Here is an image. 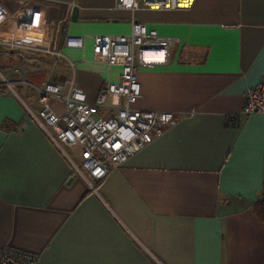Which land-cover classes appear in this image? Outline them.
<instances>
[{"label": "crops", "instance_id": "crops-1", "mask_svg": "<svg viewBox=\"0 0 264 264\" xmlns=\"http://www.w3.org/2000/svg\"><path fill=\"white\" fill-rule=\"evenodd\" d=\"M0 4L8 16L0 72L9 83L0 84V249L34 264H264V222L254 214L264 117L241 113L245 90L264 81V0L156 10L116 0ZM132 22L176 40L137 67L132 108L177 120L92 190L72 172L77 152L37 125V89L54 83L62 96L72 81L95 103L105 84L119 82L120 66L98 60L93 36L127 35ZM67 36L82 47L63 46ZM102 98L97 115L108 118L121 98ZM47 100L60 114L62 100Z\"/></svg>", "mask_w": 264, "mask_h": 264}, {"label": "built area", "instance_id": "built-area-1", "mask_svg": "<svg viewBox=\"0 0 264 264\" xmlns=\"http://www.w3.org/2000/svg\"><path fill=\"white\" fill-rule=\"evenodd\" d=\"M116 6L122 9L155 8L168 9L179 7L176 0H116ZM0 4V25L8 16ZM175 39L161 38L156 31L148 29L142 23L132 22L127 35L93 36V48L100 61L108 66L119 64L120 74L117 84L107 83L96 97V102L88 104L80 89L70 81L65 94L61 96V87L54 83H44L39 89L38 99L43 109L33 115L34 119L47 134L50 130L51 140L58 146L77 152V163L71 161L75 174L82 177L89 188L106 177L110 170L124 164L129 156L142 149L154 138L159 137L164 129L176 122L170 112L138 110L132 104L139 98L140 88L136 70L139 65H147L145 54L162 52L167 54ZM11 47H21L17 41L7 43ZM83 40L77 36H67L63 46L68 48L82 47ZM55 56H60L55 52ZM2 84L9 83L2 78ZM105 94H115L121 98V105L108 118L98 114L99 104ZM49 98L62 100L63 110L60 114L49 110ZM241 113L244 116L253 113L264 117V81L245 90ZM233 118V117H232ZM95 184V185H94ZM35 257L29 254L0 249V264H34Z\"/></svg>", "mask_w": 264, "mask_h": 264}, {"label": "trees", "instance_id": "trees-1", "mask_svg": "<svg viewBox=\"0 0 264 264\" xmlns=\"http://www.w3.org/2000/svg\"><path fill=\"white\" fill-rule=\"evenodd\" d=\"M263 189V197L256 202L254 205V214H256L257 218L264 222V185L262 187Z\"/></svg>", "mask_w": 264, "mask_h": 264}, {"label": "bare ground", "instance_id": "bare-ground-1", "mask_svg": "<svg viewBox=\"0 0 264 264\" xmlns=\"http://www.w3.org/2000/svg\"><path fill=\"white\" fill-rule=\"evenodd\" d=\"M179 8L180 6H187L189 4V0H176ZM158 54L157 52H152V53H147L145 54L144 56H146V58H155V57H158Z\"/></svg>", "mask_w": 264, "mask_h": 264}, {"label": "rangeland", "instance_id": "rangeland-1", "mask_svg": "<svg viewBox=\"0 0 264 264\" xmlns=\"http://www.w3.org/2000/svg\"><path fill=\"white\" fill-rule=\"evenodd\" d=\"M2 74H1V72H0V84H2ZM68 151V150H67ZM77 163V162H76Z\"/></svg>", "mask_w": 264, "mask_h": 264}, {"label": "water", "instance_id": "water-1", "mask_svg": "<svg viewBox=\"0 0 264 264\" xmlns=\"http://www.w3.org/2000/svg\"><path fill=\"white\" fill-rule=\"evenodd\" d=\"M76 10H74L73 12H72V17H74L75 15H76Z\"/></svg>", "mask_w": 264, "mask_h": 264}]
</instances>
